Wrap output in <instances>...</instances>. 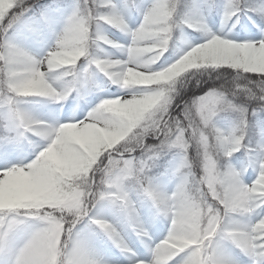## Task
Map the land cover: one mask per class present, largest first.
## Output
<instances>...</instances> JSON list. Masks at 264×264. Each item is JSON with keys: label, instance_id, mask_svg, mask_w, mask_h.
Here are the masks:
<instances>
[{"label": "snow or ice", "instance_id": "snow-or-ice-1", "mask_svg": "<svg viewBox=\"0 0 264 264\" xmlns=\"http://www.w3.org/2000/svg\"><path fill=\"white\" fill-rule=\"evenodd\" d=\"M0 264H264V0H0Z\"/></svg>", "mask_w": 264, "mask_h": 264}]
</instances>
